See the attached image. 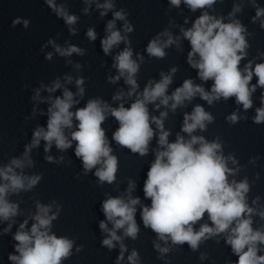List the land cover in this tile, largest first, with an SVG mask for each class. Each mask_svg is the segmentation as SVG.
Returning a JSON list of instances; mask_svg holds the SVG:
<instances>
[{
	"label": "clouds",
	"instance_id": "1",
	"mask_svg": "<svg viewBox=\"0 0 264 264\" xmlns=\"http://www.w3.org/2000/svg\"><path fill=\"white\" fill-rule=\"evenodd\" d=\"M45 2L57 17L64 19L67 25L76 23L78 18L75 15H69L64 6L58 7L54 0H45ZM84 2L89 4L93 0H84ZM183 3L195 12L197 9L211 8L216 0H183ZM170 4L179 7L181 0H170ZM97 7L103 9L100 12L103 17L113 8V4L111 0H105L104 4L97 3ZM240 10L239 6H235L229 16L232 17ZM84 12L87 13L88 9L85 8ZM113 16V20L107 23L108 34L101 40L105 55H108L113 46L122 41L126 44L130 43L126 36H122L119 30H115V21L125 20L123 10L114 12ZM262 16H264V8L257 6L253 20ZM18 23H20L19 19L13 21L14 25ZM24 24L27 27L28 21L25 20ZM260 27L264 28V21L261 22ZM69 30L72 34L76 33L75 28L70 27ZM124 31L131 32L133 28L125 22ZM181 31L191 45V51L187 56L189 65L198 70V76L202 81H213L210 92L205 91L201 85L194 84L191 79H185L182 86L176 88L169 96L166 92L172 83V76L161 73L162 79L154 84L149 81L130 107L126 108L120 104L119 107L113 108L96 98L89 99L84 107L71 111L73 106L79 103L74 99V95L82 97L85 91L84 78H77L75 80L77 93L74 94L65 87L62 97L47 98L50 102V107L47 109V127L46 129L40 126L35 128L31 143L25 146L24 158L28 159L31 149L38 147L41 140L45 141V153L49 152L53 142L57 149L64 151L71 148L72 142L75 141V156L82 160L85 174L100 165L95 176L99 178L101 184L104 182L112 184L116 180L118 158L112 155L113 149L110 147L104 128L101 127L107 115L110 114L119 122V127L112 134V140L140 156L148 153L149 143L154 137L151 124L155 123L160 130L158 144L162 150L156 152L155 161L151 164L144 182V195L150 198L151 206L142 207L143 226L150 228L161 240L166 241L170 238L173 244L187 243L193 250L197 249L203 240L227 233L226 243L238 256L236 264H264V255H258L259 245H264V231L254 230L252 227L251 217L255 209L246 202V194L249 192L247 179L230 182L228 177L234 174V170L228 167L227 162L231 160L235 164L236 160L232 156L227 158L223 156L221 143L208 142L203 136L192 135L198 128L205 130V122L213 121L212 115L202 106L196 105L191 114H185L183 121L182 131L189 134L190 139L185 140L178 134L175 142L170 143L168 141L170 133L164 130L163 124L167 112H161L159 117H150L147 107L149 103H155L157 99H160V104L168 106L171 100V109L175 111L178 106L184 104L185 100L191 101L199 94L200 98L207 101L209 105L215 100L221 98L227 100L234 96L236 103L242 104L247 110L252 107L251 96L256 91V86L264 88V63H258L253 68L252 62L249 61L243 69L240 68L241 60L246 57V49L249 45L244 35L246 29L239 20L224 23L223 17L216 18L205 11L194 21L191 28L181 29ZM86 35L90 41H95L97 38L93 28H89ZM161 35L167 36V40L161 42L157 37L147 45V53L152 57L164 58L166 55L164 49L179 40V37L174 39L167 31ZM48 44H52L60 56H71L73 53L84 54L82 49L73 45L61 48L53 40H49ZM261 55L264 56V53ZM132 56L130 46L116 55L113 67L118 70L119 75L109 77L111 83L125 77V83L131 86L127 93L129 96H132L138 88L135 76L140 67ZM196 56L199 57L198 60L194 59ZM45 59L51 61L52 53H47ZM76 67L79 68L80 65L77 64ZM176 71L175 67L171 69L172 73ZM253 75L257 77V85L250 86ZM65 79L71 83L73 78L66 76ZM62 87L60 80L56 79L46 90L51 93ZM123 95L118 93L113 96V100H120ZM32 99H40L39 89H36V95ZM262 104H264V97H262ZM156 107L159 108V105ZM33 111L35 112V109ZM256 111L255 123L260 124L264 122V107ZM226 119L235 124L239 117L233 113ZM74 120L77 123L75 130L70 132L69 139L65 129H72ZM45 159L53 162L52 156H46ZM60 159L63 160V157ZM28 162L31 164L30 159ZM23 167V160L12 158L9 164L0 168V180L3 181L0 183V218L5 221L15 217L19 210L18 204L8 202L6 199L8 194L31 189L41 179L40 175L28 177L14 170ZM135 187V182L130 181L127 201L123 197L109 196L102 202L103 214L106 220L113 224L110 230L104 220L99 222L100 229L108 233V238H105L102 243L109 249L114 247L113 241L121 240L116 230L124 229V235L134 240L138 237L139 227L135 220L137 211L135 206L140 204V199L130 194ZM36 209L32 217L35 222L32 223L30 230H25L28 224V220H25L15 232L13 239L17 242L15 250L18 255L10 254L8 259L13 264H61L62 260L71 256L73 241L66 237L58 238L55 234H49L59 209L57 213L49 215L51 205H43L39 202L36 203ZM205 213L212 226L205 223L198 231H195L193 226L204 217ZM258 214L264 218V211ZM11 228L12 223H9L3 232L8 233ZM155 247L161 253L169 251L168 248H160L158 244ZM121 249L117 264L123 259V244ZM136 258L137 252L133 251L128 260L131 264H136Z\"/></svg>",
	"mask_w": 264,
	"mask_h": 264
}]
</instances>
